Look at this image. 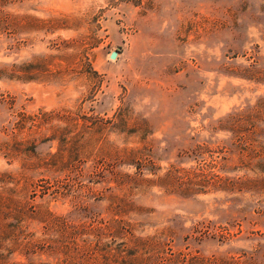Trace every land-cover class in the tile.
<instances>
[{
  "label": "rangeland",
  "instance_id": "obj_1",
  "mask_svg": "<svg viewBox=\"0 0 264 264\" xmlns=\"http://www.w3.org/2000/svg\"><path fill=\"white\" fill-rule=\"evenodd\" d=\"M0 264H264V0H0Z\"/></svg>",
  "mask_w": 264,
  "mask_h": 264
},
{
  "label": "water",
  "instance_id": "obj_2",
  "mask_svg": "<svg viewBox=\"0 0 264 264\" xmlns=\"http://www.w3.org/2000/svg\"><path fill=\"white\" fill-rule=\"evenodd\" d=\"M116 54H117L116 51H112V52L110 53V57H111V58H115V57H116Z\"/></svg>",
  "mask_w": 264,
  "mask_h": 264
}]
</instances>
